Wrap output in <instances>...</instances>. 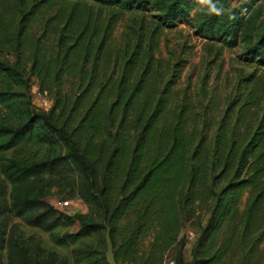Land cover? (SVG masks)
<instances>
[{"label":"trees","instance_id":"16d2710c","mask_svg":"<svg viewBox=\"0 0 264 264\" xmlns=\"http://www.w3.org/2000/svg\"><path fill=\"white\" fill-rule=\"evenodd\" d=\"M212 3L222 6L219 16L199 0H0V253L6 251V264H106L100 252L70 248L106 230L115 264L132 261L126 251L150 228L157 227L168 250L180 222L203 209L209 217L191 253L198 250L199 259L189 264H215L221 253L208 255L210 239L234 220L242 196L244 229L264 219V92L239 144L222 126L210 143L204 121L187 130L185 108L169 107L166 93L174 83L154 89L148 54L143 75L133 78L137 46L133 53L106 51L117 15L150 13L155 32L186 23L205 44L232 48L239 41L242 58L264 68V0ZM175 66L179 72L182 62ZM30 77L51 100L47 112L30 103ZM70 173L88 180L78 198L99 222L18 192L26 180ZM13 219L70 249L60 257L31 244ZM74 220L76 231L54 233ZM172 262L184 264L180 250Z\"/></svg>","mask_w":264,"mask_h":264},{"label":"rangeland","instance_id":"374dc122","mask_svg":"<svg viewBox=\"0 0 264 264\" xmlns=\"http://www.w3.org/2000/svg\"><path fill=\"white\" fill-rule=\"evenodd\" d=\"M261 13L264 20V3ZM151 15H117L106 51L115 55L126 47L128 53H133L137 46V51L140 52L131 69L132 77L143 75V63L148 54L152 59L150 66L153 68H148L147 75L154 81V89L161 91L167 84L169 86L174 83L170 86L169 93H166L168 104L170 103L169 107L173 109L180 105L185 108L188 116L187 128L185 127L187 130H192L196 121H204L201 125L205 124L204 128L207 127L210 133L208 138L222 126L226 131L234 133V138L239 144L240 136L244 134L247 126L254 124L258 113V97L264 92V68L257 70L254 63H248L242 58L244 45L239 41L232 48L213 43L205 44L193 36L192 29L186 23L155 32V22ZM179 62H182V69L177 72L175 65ZM251 75L254 80L248 82L247 78ZM26 92L33 108L42 112L49 110L51 100L46 94L38 91L34 77H30ZM212 140L213 137L210 143ZM91 179L92 187L98 188L101 171H96ZM86 184L88 185V180L70 173L26 180L20 183L17 189L24 196L39 197L64 215L78 217L84 222H99L95 211L78 198L79 190ZM8 190L12 192V187L9 186ZM63 199L68 200L69 206L59 210L57 203ZM244 199L245 196H242L235 209L234 220L225 221L210 239L212 246L208 255L218 251L221 253L219 261L215 264H264V219L244 229L239 220ZM208 217L209 211L203 209L186 222H180L177 237L168 250L162 249L157 227L150 228L138 238L136 246L129 247L126 251L130 252L127 256H130L132 261L125 260L119 264H166L174 261L178 250L184 264L191 263L193 259L198 260V250L194 249L197 253L194 255L193 251L192 257L191 253L195 241L202 236L201 231ZM12 222L17 224L18 230L25 237L30 238L31 244L36 243L60 257L65 256L70 248L79 247L91 248L104 255L103 231L91 234L69 249H64L51 245L49 233L29 228L19 219H13ZM77 228V220H74L72 226L56 229L54 233H72ZM210 240H205L203 248L208 246ZM0 264H6L5 250L0 253Z\"/></svg>","mask_w":264,"mask_h":264},{"label":"water","instance_id":"95a60500","mask_svg":"<svg viewBox=\"0 0 264 264\" xmlns=\"http://www.w3.org/2000/svg\"><path fill=\"white\" fill-rule=\"evenodd\" d=\"M103 241H104V246H105V251H104V260L106 264H115L114 257L112 254V249H111V243L109 240L108 236V231H105V234L103 236Z\"/></svg>","mask_w":264,"mask_h":264},{"label":"clouds","instance_id":"9594fccd","mask_svg":"<svg viewBox=\"0 0 264 264\" xmlns=\"http://www.w3.org/2000/svg\"><path fill=\"white\" fill-rule=\"evenodd\" d=\"M201 5L208 7V14L219 16L223 11L222 6L218 7L216 4L212 3V0H199Z\"/></svg>","mask_w":264,"mask_h":264},{"label":"built area","instance_id":"2783aa9c","mask_svg":"<svg viewBox=\"0 0 264 264\" xmlns=\"http://www.w3.org/2000/svg\"><path fill=\"white\" fill-rule=\"evenodd\" d=\"M231 5L235 4L236 0H228ZM69 206V202L66 199H63L57 203V207L59 210L66 209ZM166 264H172V262H167Z\"/></svg>","mask_w":264,"mask_h":264}]
</instances>
